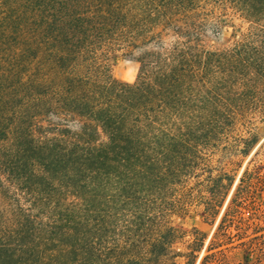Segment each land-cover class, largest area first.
I'll use <instances>...</instances> for the list:
<instances>
[{"label":"trees","instance_id":"1","mask_svg":"<svg viewBox=\"0 0 264 264\" xmlns=\"http://www.w3.org/2000/svg\"><path fill=\"white\" fill-rule=\"evenodd\" d=\"M207 2L249 23L232 47ZM167 33L133 83L101 56ZM263 95L264 0H0V264H264V141L228 156Z\"/></svg>","mask_w":264,"mask_h":264},{"label":"rangeland","instance_id":"2","mask_svg":"<svg viewBox=\"0 0 264 264\" xmlns=\"http://www.w3.org/2000/svg\"><path fill=\"white\" fill-rule=\"evenodd\" d=\"M145 3L162 0H144ZM146 5V4H145ZM203 6V8H201ZM199 7L198 13L193 17L192 22L201 24L202 22L208 24V30L205 31V35L201 37V42L207 49H225L232 47L234 43L242 38L243 33L248 31L249 23L244 20L238 13H235L232 9L226 8L223 4L210 2L203 3ZM148 13V12H146ZM219 27L213 29V23L218 22ZM169 32V31H168ZM176 36L173 34H166L159 40H152L146 44H140V46L131 49H122L121 46H117L115 49H104L102 58L110 69L112 76L120 81L133 83L138 78L141 64L139 62L140 56L146 49H158L162 45L170 46L175 40ZM247 112L252 115L242 122L238 123L236 129L233 132V138L243 137L249 138L255 135L258 143L251 148L249 155H242L235 153L234 155H228L232 159V164L229 165V169L237 168L238 176L237 180L241 176L243 170L253 158L255 152L260 148L264 141V121L261 112L264 111V95L249 103L246 108ZM227 159V158H226ZM236 162V163H235ZM238 164H242L239 168ZM173 223L186 230H192L194 227L199 228L208 235L206 246L208 245L216 225L206 223L202 216L196 212H191L185 217H174ZM183 245L180 244V247ZM234 260L243 259L244 251L237 250L230 252ZM254 256H252L253 258Z\"/></svg>","mask_w":264,"mask_h":264}]
</instances>
